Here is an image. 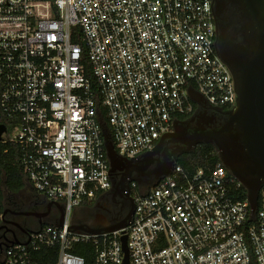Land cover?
I'll list each match as a JSON object with an SVG mask.
<instances>
[{"label": "built area", "instance_id": "built-area-1", "mask_svg": "<svg viewBox=\"0 0 264 264\" xmlns=\"http://www.w3.org/2000/svg\"><path fill=\"white\" fill-rule=\"evenodd\" d=\"M214 40L212 0H0V144L19 146L25 179L65 211L62 228L12 240L0 209V264H124V236L129 264H264V188L252 216L221 161L193 174L176 165L148 190L132 181L126 228L71 230L73 213L112 188L103 111L131 159L195 112L191 88L214 107L236 105ZM87 244L91 261L73 252Z\"/></svg>", "mask_w": 264, "mask_h": 264}, {"label": "water", "instance_id": "water-1", "mask_svg": "<svg viewBox=\"0 0 264 264\" xmlns=\"http://www.w3.org/2000/svg\"><path fill=\"white\" fill-rule=\"evenodd\" d=\"M247 1L257 30H259L258 46L249 54L251 57L248 61H244L240 66L242 72L240 73L239 70L233 72L237 105L232 112L229 126L219 132L212 133H204L200 128V133L197 131L194 136L183 139L181 133L186 122L178 119L174 124L173 131L165 134L152 150L138 157L128 159L118 154L110 129L107 125H104L105 148L110 163L111 179L113 175L122 172L128 174L136 172L140 176H144L154 162L155 157L163 155L165 162L159 165L160 168L155 175L159 181L170 176L181 156L193 153L200 144H210L220 152L224 164L246 188L252 208V216L256 214L259 208L261 189L264 187V0ZM189 94L193 103L198 105V112H201L205 106L214 107L197 90L191 88ZM234 126H236L238 133L236 135L231 134V136L234 138V142L241 141L238 156L230 151V146L223 134L225 131L232 130ZM5 130V126H0V139ZM178 143L181 146H178L173 153H169L168 150L173 148L171 145ZM111 190L113 189L111 188ZM48 203L59 210V217L55 221V225L62 228L64 206L49 200ZM130 222L103 227H94L89 224L85 226L73 222L71 230L97 235L126 228ZM122 242L126 255L124 264H129L126 236L122 238Z\"/></svg>", "mask_w": 264, "mask_h": 264}, {"label": "flooded vegetation", "instance_id": "flooded-vegetation-1", "mask_svg": "<svg viewBox=\"0 0 264 264\" xmlns=\"http://www.w3.org/2000/svg\"><path fill=\"white\" fill-rule=\"evenodd\" d=\"M212 1L215 29L214 49L221 61L230 70L235 83L233 72L239 70L241 73L240 66H242L244 61H248L249 57H251L249 54H251L253 49L257 48L259 30H257L247 0ZM236 105L234 107L212 108L205 106L201 112L196 111L189 118L181 119L186 122L183 125L182 138H190L197 131L200 133V128H202L204 133L219 132L227 128ZM237 133L236 126H234L232 130L225 131L223 134L230 146V151L238 156L241 149V141L237 140L234 142V138L231 136V134L236 135ZM171 146L173 148L168 150L169 153H173L181 144L178 143ZM216 151L220 161L224 164L220 152L217 149ZM164 162L163 155L156 156L144 176H140L136 172L131 174L122 172L113 175V190L106 192L103 201L104 206L88 216L87 213L80 210L78 220L75 223L85 226L89 224L94 227H103L132 221L135 203L129 191L131 182L139 179L136 182L140 189H151L158 182L155 175L160 168L159 165ZM58 217L59 210L54 206H50L46 199H40L36 195L29 194L25 199L18 202L14 201L13 196L10 195L6 196L4 200L1 227L7 233L9 239L19 240L24 238L27 231L54 222Z\"/></svg>", "mask_w": 264, "mask_h": 264}, {"label": "trees", "instance_id": "trees-1", "mask_svg": "<svg viewBox=\"0 0 264 264\" xmlns=\"http://www.w3.org/2000/svg\"><path fill=\"white\" fill-rule=\"evenodd\" d=\"M103 120L107 125L106 114L103 111ZM190 116L179 117L182 120ZM214 154V157H208L209 154ZM219 155L214 146L210 144H203L190 154H185L180 157L177 166L183 168L187 174H193L199 169L213 168L219 163ZM23 168L20 161V149L15 144H0V209L4 208V199L8 194L14 195L20 193L24 189ZM232 192V191H231ZM237 199L247 198V192L244 190L240 195L235 196ZM98 198V197H97ZM259 206L262 207V199H259ZM75 254L85 257L91 261V256L94 253V246L92 244L77 245L73 251ZM40 261L49 262L54 261L55 256L51 255L49 258L40 256Z\"/></svg>", "mask_w": 264, "mask_h": 264}, {"label": "rangeland", "instance_id": "rangeland-1", "mask_svg": "<svg viewBox=\"0 0 264 264\" xmlns=\"http://www.w3.org/2000/svg\"><path fill=\"white\" fill-rule=\"evenodd\" d=\"M194 107H195V112L199 110V107H198L197 104H194ZM5 195L9 196L11 194H8L7 192H5ZM12 196H13L14 201H18L19 202V201L25 199L28 196V194L22 193L20 195H12ZM97 203L98 202H97V199H96V200H94V201L82 206L79 210H77L76 212L73 213L72 221L77 222L78 216H79V214L81 212L80 210H83V212L87 213V216H88V215H90L92 213L97 212L99 208L104 206V202H101L100 203L101 205H99V207H98ZM1 213H3V210L1 211Z\"/></svg>", "mask_w": 264, "mask_h": 264}, {"label": "crops", "instance_id": "crops-1", "mask_svg": "<svg viewBox=\"0 0 264 264\" xmlns=\"http://www.w3.org/2000/svg\"><path fill=\"white\" fill-rule=\"evenodd\" d=\"M179 120H181L180 118H178ZM177 119V120H178ZM24 183H25V186H24V189L20 192V193H18V194H14V195H20V194H22V193H25V194H31V195H36V196H38L40 199H46L45 197H43V196H41V195H39V194H37V193H35V191L33 190V188L30 186V184H29V182L25 179V177H24ZM105 195H106V193H104V194H102V195H100V196H98V198H96L97 199V204H98V207H99V205H101L100 203L101 202H103L104 201V197H105ZM10 196V195H9ZM12 196V195H11ZM5 200V199H4ZM47 200V199H46ZM88 203H90V202H85L84 203V205L85 204H88ZM48 224H53V225H55V221L54 222H50V223H48ZM45 225H47V224H45ZM44 226V225H43Z\"/></svg>", "mask_w": 264, "mask_h": 264}]
</instances>
